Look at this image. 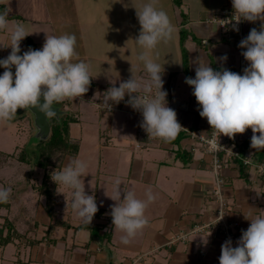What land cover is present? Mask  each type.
Returning <instances> with one entry per match:
<instances>
[{
	"label": "crops",
	"instance_id": "1",
	"mask_svg": "<svg viewBox=\"0 0 264 264\" xmlns=\"http://www.w3.org/2000/svg\"><path fill=\"white\" fill-rule=\"evenodd\" d=\"M86 1L89 9H95L96 0ZM118 1L120 5L122 0ZM132 1L136 2V0ZM145 2H149V0H145ZM230 3H232L231 0H160V6L167 12L175 26V31L179 34L178 42L181 30L186 33L183 45L186 49L188 75L182 71V55L179 49L168 48L167 43L163 42L158 44L161 48H168L166 51L169 52V57L176 65L175 71H172L176 72V75L169 79V85H167L168 76L165 77V74L162 76L163 90L167 92V106L176 111L177 120L185 127V130H182L175 140L165 142L160 138H149L147 133L142 139H139V124L143 119L141 113L126 104L127 96L125 101L115 105V109L119 108L121 112L130 115L136 128V137L140 140L133 144L134 137H132L127 148L121 146L117 148L121 153L128 152V156L125 155L126 153L123 155L125 159H128V168L126 172L118 174L126 180V185L121 189L134 192L136 198L141 200L147 199L146 193L151 189L156 199L149 204L145 211L149 224L132 238L130 244H122L121 236L124 233L114 229L112 222L109 223L110 220H108L111 217L109 214L111 206L115 202L107 195L112 194L113 187H103L106 196L97 205L101 212L98 216H94L91 222L92 225L99 227L98 234L93 235L87 229L69 228L64 230L62 227L56 226L49 235H45L43 231H45L49 220L43 212L40 221L36 220L26 232L30 244L21 245L20 248L15 240H11L5 245H0L3 252L7 246L13 247H9L7 254L0 253V264H114L113 261L116 260H114L111 247L113 250L115 249V253L117 250L121 252L124 259L122 264H219L221 246L226 240L218 232L188 234L186 240L174 241L173 244L169 241L180 231H186L193 223L210 219L214 212L215 204L212 202L209 192L213 181L210 171L211 157L203 151L202 144L194 137L195 134H208L211 126L206 118L199 115V105L192 94V87L185 83V78H195V68L197 67L195 61L210 64L214 70H220L223 67L234 71L238 64V57L233 44L220 34L214 24L206 22L208 17ZM142 5L144 2H140V7ZM82 6L83 0H3L0 2V12H8L9 28H12L16 22L28 26L26 32L30 35L27 38L34 43L35 50L42 49L46 34L52 36L54 33L56 34L55 29H63L64 34L77 35H75L77 40L75 51L78 55L73 58L72 62L84 61L90 66L92 63L94 65L104 64L105 61L101 56L100 58L95 56L99 53L92 51L88 46L91 45L98 50V37L95 40L88 39L81 25L90 20L92 21L91 25L84 24L101 29L104 24L108 26L110 21L105 19L103 12L100 13V18L97 17V12L81 14ZM98 9H100L99 6ZM112 9L116 15V9ZM136 9L131 7L130 17H134L132 14H136ZM113 21L124 25L126 30H131V25L134 24L141 27L135 17L131 18L130 25V20L123 22L114 18ZM260 23V21L255 23L245 21V38L252 28L259 30ZM75 30L81 31L74 33ZM8 43L9 33L0 31V45L6 46ZM20 47L21 55L29 49L24 41H21ZM0 52L2 55L0 57L3 59L10 54L11 50L10 48H0ZM163 55L164 59L167 55L166 53ZM225 55L227 60L221 61L219 58ZM133 57H130V62H125L121 66L133 69L134 76L137 78L146 79V71L141 72L143 68L139 66L135 54ZM3 72L0 70V74ZM90 75L92 77L90 93L86 94L84 99L90 103L93 102L94 107L97 108V99H103V93L112 85L99 83L103 77L100 76L98 68L90 67ZM126 80L128 79L119 81ZM110 81L113 80H108L109 83ZM115 82L119 87L120 82ZM166 85L168 89L164 88ZM170 101H175L172 106H170ZM76 132L79 135L78 129ZM252 135V130L249 128L243 134H236L234 139L224 135L219 137L223 142L234 144L239 152V157L233 158L231 163L225 164L222 168L223 195L228 204L225 217L227 220L239 222L231 239L233 247L240 239L242 230H246L250 225V221L246 220L244 215L248 217L264 216V158L251 148ZM71 137L79 140V152L82 139L79 136ZM136 144H139V147ZM106 147L112 148L109 144ZM78 152L76 156L65 155L62 167L66 161L68 163L71 159L77 158ZM246 158L249 160L247 164L243 163V159ZM0 167L3 166L0 165ZM3 181V178L0 177V183ZM98 199L96 196V202ZM37 202L39 205H43L40 200ZM57 205L56 210L59 216L67 218L70 224L77 225L81 222L80 218L74 216L75 212L71 208V204L67 206L68 213L62 209L58 210ZM11 207L10 204L9 208H0V224L5 218H11L6 215ZM61 208H63L62 204ZM3 210L5 213H2ZM71 214L73 215L70 217ZM36 223L44 226L41 227L42 236H35L39 229ZM60 228L64 230V234ZM109 229L111 234L108 241L111 243V247L107 246L105 250L100 240L103 243L104 231ZM3 232L6 233V229ZM50 235H53L52 238L55 239L51 246L48 245V236ZM40 243L43 245L40 246ZM200 251H203L204 254L201 255Z\"/></svg>",
	"mask_w": 264,
	"mask_h": 264
},
{
	"label": "clouds",
	"instance_id": "2",
	"mask_svg": "<svg viewBox=\"0 0 264 264\" xmlns=\"http://www.w3.org/2000/svg\"><path fill=\"white\" fill-rule=\"evenodd\" d=\"M231 2L235 31H239L237 25L243 21L261 22L259 30L252 28L238 45L246 49L241 53L248 62L243 75L223 67L214 70L210 64L195 61V78L186 77L185 83L193 89L199 115L206 118L211 126L213 138L208 143L213 150L221 147L217 143V135L234 139L236 134H243L249 128L253 133L251 148L264 150V0ZM136 16L141 27L135 42L145 50L139 54L138 60L143 63L147 78L131 74L128 80L119 83V87L110 81L112 86L100 100L103 109L111 111L127 96L126 104L141 113L140 126L148 137L171 142L185 128L178 122L176 111L167 106V92L163 90L162 79L164 66L156 63L147 52L161 42L168 43L176 29L160 6V0H149L139 10L136 9ZM9 23L8 12H0V31L9 33V43L0 45V48L11 49L6 58L0 59V67L4 69L0 75V121H11L18 109L32 108L51 118L56 114L54 103L65 99L83 100L92 77L89 64L72 62L78 55L75 34H46L42 49L29 48L21 55V41L30 34L21 23H14L12 28H9ZM219 59L226 61L227 56ZM86 169V162L73 158L62 170L52 171L50 178L57 189L63 186L71 190V208L83 223L90 225L98 206L95 195L85 191L82 177ZM57 193L63 194L58 190ZM10 195L11 187H0V202L6 203ZM107 196L115 202L110 211L112 225L124 233L121 243L128 245L149 224L145 211L156 196L149 189L146 200L138 199L134 192L121 189L119 178L114 181L112 194ZM223 216L221 214L219 219ZM244 218L250 221L249 227L242 230L235 247L230 238L222 244L219 264H264V216L244 215Z\"/></svg>",
	"mask_w": 264,
	"mask_h": 264
},
{
	"label": "rangeland",
	"instance_id": "3",
	"mask_svg": "<svg viewBox=\"0 0 264 264\" xmlns=\"http://www.w3.org/2000/svg\"><path fill=\"white\" fill-rule=\"evenodd\" d=\"M140 2H144V4L149 3L145 2V0H136V2L132 0H122V3L119 5L118 0H96V4L94 6L95 9H89L87 1L83 0V6L81 8L83 11H81V14L86 15L97 12V17L100 18V13L103 12L105 19H109L110 21L108 26L103 23L104 26H102V28L104 29L86 26L92 24V21L90 20L84 22L86 25L84 23L81 25L82 30L84 31V34L88 36V39L95 40L96 37L99 39L98 50L95 47L88 45L92 51H97L99 53L95 56L99 58L101 56L105 61L104 64L94 65L92 63L90 66L96 69L98 68V71L101 74L100 76L103 77L99 83L111 85L108 80H113L112 82H121L119 81L120 79H129L131 74L135 75L133 69H126L121 65H124L125 62H130V57L134 58L133 54L136 55L138 60L139 54L145 51L135 42V38L139 34L140 27L134 24L131 25V30H126L123 27L124 25L114 23L113 20L114 18L120 19V21L123 22H128L130 20V25L131 18L135 17L138 22L136 14L133 13L132 15L134 17H130L131 11L129 10H131V7H133V9H140ZM98 6L100 9H98ZM112 8L116 9V15H114V10ZM24 27L27 31L28 26L26 25ZM28 31L33 32L30 30ZM77 31L81 30H75L74 33H78ZM55 32V36L64 34L63 29H55ZM178 36V32L175 31L173 38L167 43V46L168 48L176 47V50L179 49L180 54L182 55L180 38L178 42ZM26 38L22 41L26 42ZM168 48H161L157 45L155 49L147 52L148 56L156 63H159L162 67L164 66V72L166 73H163V75L165 74V77H167L170 72L175 71L174 67L176 66L169 57V52L166 51ZM163 52L167 55L164 59ZM139 66L143 68L141 72H144V65L141 61H139ZM89 93L90 90L86 94ZM86 94H84L85 97ZM84 96L82 97L83 100H81V98H77L76 100L65 99L63 101L64 109H60L59 114L71 112L78 117V122L71 123L70 135L79 136L82 139L80 151L77 156V158L83 160L87 164V169L84 177H82V180H84L86 193L89 195L94 194L95 198L96 196L99 198L97 201L98 205V202H101L106 196V194H104L103 187H114V181L117 178L121 181V187L126 185L125 178L118 174L126 172L128 168V159L123 157L125 153V155L128 156V152L126 151L125 153H121L117 148L119 146L127 148L132 137H134L132 140L133 144L135 142H140V140L136 137L137 132L134 126V121H132L128 113L121 112L118 106V109L111 112H102L99 110L98 106L97 108L94 107L93 102L90 103L84 99ZM100 101V98L97 99L96 104ZM54 105H57V103H54ZM75 109L77 110L75 111ZM76 129L80 132L79 135H77ZM38 134L39 128L34 124V115L30 109H18L16 116L11 121H0V165L3 166L0 167V177L7 181L8 187H12V185L15 187L10 201L12 207L9 212H6V215L11 218H8L9 220L6 221L5 224L4 221L1 222L0 228L5 227L8 229L10 225L12 230L10 233L11 240H15L17 246L20 248L21 245L25 246L26 244H30V240L27 239L25 233L33 226L31 224H34L36 220L40 221L42 218L43 208L37 201L40 200V202L43 203V197L40 199V197L37 196L36 191L32 188V185L40 183L42 171L39 168H30L28 164L19 162L16 157L24 144H27L28 146L34 144L33 141L37 139L36 137ZM222 136L223 135H221V137ZM107 144L111 145L112 148L106 147ZM6 153H8V155L11 154V157H13H8ZM66 164L67 161L65 162V165ZM29 171L31 172L30 174ZM0 187H3V183H0ZM58 191L63 194L57 193V200L59 202L57 209H62L63 211L67 209L66 206H68V203L72 200L71 190L63 186H59ZM61 204L63 208H61ZM2 213H5V211L3 210ZM72 215L73 214H71L70 217ZM74 216L79 218L76 213ZM108 220H110L109 223L112 222L111 217ZM79 221H81V219H79ZM36 225L40 230L38 229L36 231L37 235L35 234V236H42L41 229L44 227L43 224L40 226L39 223H36ZM60 231L63 232L64 230L60 228ZM43 233H45V231H43ZM48 237V245L51 246L55 239L52 238L54 237L53 235ZM102 240L103 243L101 240L100 243L103 244L105 250L107 246L111 247V243H109L106 238ZM44 243L46 245L45 241ZM39 245L41 246L43 244L40 243ZM9 247L10 246H7L4 252L2 251L3 249H0V253L3 252V254H7ZM111 249L114 260H116L113 261L114 264H122L124 259L122 258L121 252H118L117 250L115 253V249L113 250L112 247Z\"/></svg>",
	"mask_w": 264,
	"mask_h": 264
},
{
	"label": "trees",
	"instance_id": "4",
	"mask_svg": "<svg viewBox=\"0 0 264 264\" xmlns=\"http://www.w3.org/2000/svg\"><path fill=\"white\" fill-rule=\"evenodd\" d=\"M186 33L181 30L180 32V46L182 51V71L188 75V62H187V55L186 49L183 46L184 39ZM26 44L29 48L35 50L34 43L27 38ZM0 70L4 69L0 67ZM14 71V69H13ZM176 75V72H170L168 74V81L170 78H173ZM164 86L165 89H168V86ZM193 90V89H192ZM60 106V109H64L63 102L57 103ZM78 118L74 113L66 112L59 115H54L51 118H48L49 123V133L43 139L37 138L33 141V145L24 144L20 151L18 152V156L16 157L19 162H24L30 166V168H39L42 171L41 174V181L39 184L32 185V188L36 191L37 196L43 197V212L45 216L48 218L49 223L45 228V235H49V233L53 230L54 227L60 226L64 230L73 228L74 230L77 229H87L92 232L93 235L98 234L99 227L96 225H88L83 223L82 221L77 225H72L63 216H59L56 205H57V185L51 180L50 173L54 170H61L63 158L65 155L76 156L78 149H79V140L74 137H71L69 128L70 124L77 122ZM261 157L264 158V150H255ZM11 157V154L8 155ZM13 157V156H12ZM11 157V158H12ZM235 158V157H233ZM31 171V169H30ZM29 171V174L31 173ZM3 187H8L7 181H3ZM10 187V186H9ZM59 188V186H58ZM15 187H11V195L9 200L4 203L0 202V208H9L10 201L13 196ZM69 203L68 205H70ZM68 213L67 209H65V213ZM101 212V209H98V212L95 216ZM8 221L7 218L4 219L5 222ZM0 245H5L11 241V228L6 229L5 227L0 228ZM4 229H6V233H4ZM26 234V233H25ZM110 229L104 231V236L107 240L110 239Z\"/></svg>",
	"mask_w": 264,
	"mask_h": 264
},
{
	"label": "built area",
	"instance_id": "5",
	"mask_svg": "<svg viewBox=\"0 0 264 264\" xmlns=\"http://www.w3.org/2000/svg\"><path fill=\"white\" fill-rule=\"evenodd\" d=\"M232 15L233 8L232 3H230L208 17L206 22L214 24L218 28L220 34L233 44L235 54L238 57V64L234 68L233 72L243 75V69L246 67L248 62L244 59L241 53L246 49H241L238 47V45L240 41L245 38V21L239 23L237 25L239 31H235L232 26L235 23V21H233L234 17H232ZM174 102L175 101H170V106H172ZM97 106L102 112H110L103 109L102 100L97 103ZM113 109H115V105L112 107L111 111ZM179 123L183 128H185L181 122ZM140 124L138 129V137L139 139H142L146 132L142 129ZM194 137L202 144L203 151L208 153L211 157L210 171L213 176V181L209 192L212 196V202L215 204V208L210 219L193 223L186 231H180L175 235V237L172 238V240L169 241L171 244H173L174 241L186 240L188 234H202L211 231L218 232L225 240L229 238L232 239L236 228L239 226L238 221L227 220L225 217L228 204L223 195L224 179L222 175L223 166H225V164H229V162L231 163L233 157H239L238 150L234 144L220 140L218 135L216 136V140L217 143H220L221 147L217 150H213L211 145L208 143V140L213 138L212 129L208 132V134H195ZM136 146L139 147V144H136ZM243 163L247 164L249 163V160L247 158L243 159ZM221 214L224 216L222 219H219ZM200 254L203 255V251H200Z\"/></svg>",
	"mask_w": 264,
	"mask_h": 264
},
{
	"label": "water",
	"instance_id": "6",
	"mask_svg": "<svg viewBox=\"0 0 264 264\" xmlns=\"http://www.w3.org/2000/svg\"><path fill=\"white\" fill-rule=\"evenodd\" d=\"M41 102H43V98H41ZM53 107L55 108L53 109L56 112L55 115H58L60 113V107L57 105H53ZM30 111L34 115V124L39 128V134L37 138H41V139L45 138L47 134L49 133L48 117L40 113L35 108L30 109Z\"/></svg>",
	"mask_w": 264,
	"mask_h": 264
}]
</instances>
